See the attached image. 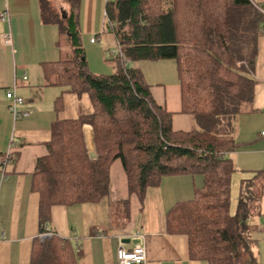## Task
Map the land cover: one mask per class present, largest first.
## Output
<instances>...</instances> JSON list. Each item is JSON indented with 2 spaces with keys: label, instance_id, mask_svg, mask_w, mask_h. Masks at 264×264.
<instances>
[{
  "label": "trees",
  "instance_id": "obj_1",
  "mask_svg": "<svg viewBox=\"0 0 264 264\" xmlns=\"http://www.w3.org/2000/svg\"><path fill=\"white\" fill-rule=\"evenodd\" d=\"M64 1L71 6L66 14L52 0H40L43 21L57 24L73 49L68 58L44 63V72L63 92L88 93L93 112L52 124L47 154L38 159L33 178L41 232L53 206L98 202L108 193L84 142L83 127L90 124L101 177L120 159L129 193L141 202L164 176L203 175L194 197L167 212V231L188 237L192 259L260 264L249 224L250 183L236 213L230 212L235 168L229 153L239 146L235 129L254 99L264 7L253 0H107L106 25L120 51L113 73L96 74L82 45L80 0ZM165 59L176 61L181 111L194 122L189 131L173 129V113L155 101L143 71L127 63ZM62 106L60 95L55 108ZM14 154L0 152V166L16 162ZM78 255L71 241L53 234L35 240L30 264H78Z\"/></svg>",
  "mask_w": 264,
  "mask_h": 264
},
{
  "label": "crops",
  "instance_id": "obj_2",
  "mask_svg": "<svg viewBox=\"0 0 264 264\" xmlns=\"http://www.w3.org/2000/svg\"><path fill=\"white\" fill-rule=\"evenodd\" d=\"M52 1L64 14L69 12L68 2ZM253 1L264 7V0ZM106 4L107 0H80L82 42H99L100 30L111 32L116 40L106 25ZM1 13L6 15L4 19ZM5 34H11V44L4 42ZM92 37L97 41L92 42ZM72 50L70 42L62 39L58 25L43 21L40 0H0V152L17 155L16 162L0 166V264L31 263L33 246L41 233L39 193L33 189V178L38 159L47 154L52 124L93 112L88 93L63 92L62 86L49 84L46 79L44 63L68 58ZM87 61L92 72H100L95 62ZM101 66L106 65L101 61ZM134 66L143 71L155 101L173 113V129L191 130L193 120L181 111L176 61L142 60ZM253 75L257 85L252 107L238 120L235 137L239 146L229 156L235 168L231 187L241 194L245 183H250L253 192L249 224L257 233L258 261L264 264V242L259 243L264 240V36L259 40ZM13 88L25 99L19 109H31L29 116L14 118L6 97L7 90ZM60 95L63 106L57 111ZM101 179L100 185H107L108 193L100 201L55 205L51 209L48 227L71 241L79 254L78 264H119L118 248L137 244L145 246L147 264H207L192 259L188 237L169 233L166 223L167 212L177 202L191 200L195 189L203 186V175L164 176L158 186L147 189L143 202L129 193L120 159ZM253 208H257V214Z\"/></svg>",
  "mask_w": 264,
  "mask_h": 264
},
{
  "label": "rangeland",
  "instance_id": "obj_3",
  "mask_svg": "<svg viewBox=\"0 0 264 264\" xmlns=\"http://www.w3.org/2000/svg\"><path fill=\"white\" fill-rule=\"evenodd\" d=\"M56 6V8L58 9V11H60V8H58L57 4H54ZM99 36H97V38L100 39L99 42L95 43V44H91L90 41H88V44L83 40L82 44L84 47V51H86V56H87V60H91L93 62H95L96 64V69L100 72H95L96 74H111L114 72V66L115 62H114V57L116 55H118L119 51H118V45L117 42L115 40L114 35L111 32H106L104 33L102 30H100L98 32ZM64 45L66 42H63ZM65 57H67L65 55ZM101 61L106 65L104 67L101 66ZM142 60H140L139 62H141ZM138 61H127V63L131 66H134L135 63H137ZM149 63H152L151 61ZM151 65V64H150ZM102 67V68H101ZM145 70H147L145 68ZM175 75V73H173V76ZM9 100V99H8ZM11 101V100H9ZM29 109V108H28ZM31 112V109H29ZM240 191L237 190V188H232L231 187V204H230V212L231 214H235L238 204H239V199L240 197H238V195L240 193H238ZM257 208H253V213L257 214ZM252 214V209H250V215ZM252 233H253V237L255 238V235H257V233L253 230L252 228ZM262 242H264V240H259V243L262 244Z\"/></svg>",
  "mask_w": 264,
  "mask_h": 264
},
{
  "label": "built area",
  "instance_id": "obj_4",
  "mask_svg": "<svg viewBox=\"0 0 264 264\" xmlns=\"http://www.w3.org/2000/svg\"><path fill=\"white\" fill-rule=\"evenodd\" d=\"M1 17L4 19L6 17L5 13H1ZM92 42H96L97 38L92 37ZM4 42L11 44L12 43V37L11 34H5L4 35ZM118 51H120L118 49ZM119 54V53H118ZM129 61V60H127ZM26 78V76H25ZM6 97L11 100V103L9 105V109L12 112L15 119L21 118L23 116H29L30 110H20L19 105H22L25 103V99L18 95L16 93L15 88L8 89L6 92ZM264 134V131H263ZM10 152L7 153V155ZM54 233L49 229L47 226L46 230L41 232L39 234V237L41 239H45L47 237H51ZM117 256L119 260V264H147V252L145 246L141 244H137L131 248H125L124 246H120L117 250Z\"/></svg>",
  "mask_w": 264,
  "mask_h": 264
},
{
  "label": "water",
  "instance_id": "obj_5",
  "mask_svg": "<svg viewBox=\"0 0 264 264\" xmlns=\"http://www.w3.org/2000/svg\"><path fill=\"white\" fill-rule=\"evenodd\" d=\"M83 134H84V142L87 148V152L89 155L90 160L93 163V166L95 168V172L97 174V178L99 180H102L101 178V169H97L96 165L94 163V160H97L98 166H99V156L97 153V149H96V144H95V140H94V131H93V127L90 124H85L83 127Z\"/></svg>",
  "mask_w": 264,
  "mask_h": 264
}]
</instances>
